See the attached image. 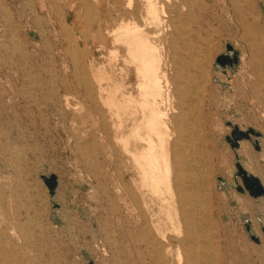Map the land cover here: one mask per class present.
Masks as SVG:
<instances>
[{
  "label": "rangeland",
  "instance_id": "rangeland-1",
  "mask_svg": "<svg viewBox=\"0 0 264 264\" xmlns=\"http://www.w3.org/2000/svg\"><path fill=\"white\" fill-rule=\"evenodd\" d=\"M53 1L56 11L49 0H0V264H264V196L235 186L237 160L264 173V0H157L160 22L134 0L126 16L146 23L162 53L158 103L185 134L182 155L170 149L173 179L182 173L201 229L190 235L179 208L168 218L160 198L137 189L107 106L78 83L95 86L100 68L117 98H141L126 45L108 32L119 21L100 14L123 12L126 0ZM235 125L253 133L232 148Z\"/></svg>",
  "mask_w": 264,
  "mask_h": 264
},
{
  "label": "bare ground",
  "instance_id": "bare-ground-1",
  "mask_svg": "<svg viewBox=\"0 0 264 264\" xmlns=\"http://www.w3.org/2000/svg\"><path fill=\"white\" fill-rule=\"evenodd\" d=\"M49 1L53 11L58 10L56 3L53 0ZM162 1L164 3L167 0H161L160 2ZM186 1L179 0V3L173 4L176 6L179 4L184 5ZM95 2L99 4L100 0H95ZM157 2V0H144V5L149 17L160 22ZM133 3L134 0H126L125 6L127 9L123 10V12L117 6L110 5L107 11L100 12V14L104 18L119 21L118 26L108 30V32L113 34L117 41L125 43L129 61L134 64L139 77L138 87L141 98L137 99L127 94H121V97L117 98L116 92L119 90L120 85L104 86L101 82L103 80L109 81L110 76L100 68H94L93 70V77L96 81L95 86L91 85L87 77L83 75L79 78L78 83L84 85L85 93L88 96L93 97L97 93V97L101 98L107 106L115 125V138L121 143L123 150L131 158L134 172L138 176L137 189L141 191L145 187L152 195L160 198L168 218H173L175 211L179 208L181 217L185 221L186 233L190 235L191 233H197V230L201 231V229L193 222L192 216L188 213V208L186 209L185 207L192 205V203L189 199L186 200L185 181L182 173L177 174L175 181L173 179L172 159L169 155L171 147L174 150V157L182 155L184 148L181 141L184 139L183 136H185L184 129L179 116L175 117L171 124L166 118L168 113L159 106L158 97H162L160 77L165 78V73L161 70L162 53L151 42L150 36L145 30L146 23L138 24V22L126 17L134 13ZM64 19H66V15H64ZM59 23L62 33L66 34L67 29L64 22L62 23L61 21ZM68 36V50L73 52L79 41L72 38L69 33ZM160 72L162 73L160 74ZM126 119L129 120L128 130L124 128ZM174 132L175 136H173ZM126 189L132 202L139 208L137 215L141 220H144L142 210L136 201V192L129 187ZM175 189L179 190L177 199H174ZM191 190L193 191L194 189ZM176 202L179 206H176ZM191 211L195 213L196 208L192 206ZM204 228L205 230L207 229L206 227ZM156 229L160 231L158 227ZM186 240L187 238H183L179 242L186 243ZM177 256L179 263L182 259L180 250ZM191 262L196 263L194 259ZM209 263L217 264L212 261Z\"/></svg>",
  "mask_w": 264,
  "mask_h": 264
},
{
  "label": "water",
  "instance_id": "water-1",
  "mask_svg": "<svg viewBox=\"0 0 264 264\" xmlns=\"http://www.w3.org/2000/svg\"><path fill=\"white\" fill-rule=\"evenodd\" d=\"M228 49H232V48L228 46ZM223 58H226L230 62V58L228 56L225 57L220 56L218 60L222 62ZM235 60L236 58L233 57V61ZM250 133H253V130L244 131L240 129L237 125H235L230 135H227L225 139L231 144L232 148H235L239 146L240 140L248 139ZM235 166H236L235 175L241 178V183H242V185H240L239 183L235 185L237 190L240 192L247 191L249 195L253 197L264 196V186L261 185L259 179L256 176L249 174L247 170L243 168L242 164L238 160L235 162ZM44 182L48 187L50 193L52 194L54 192L53 190L57 186V182H58L57 176L55 174H52L49 177L45 176ZM246 229L247 231H249V227L247 224H246ZM262 231L264 232V227H262ZM251 238H253L256 242L259 241V238L254 234L251 235Z\"/></svg>",
  "mask_w": 264,
  "mask_h": 264
},
{
  "label": "crops",
  "instance_id": "crops-1",
  "mask_svg": "<svg viewBox=\"0 0 264 264\" xmlns=\"http://www.w3.org/2000/svg\"><path fill=\"white\" fill-rule=\"evenodd\" d=\"M240 141H242V140H240ZM246 144L245 145H243V150H246ZM250 169H252L251 167V164H250ZM257 170L255 171V172H253V170H250V173L252 174V175H254V176H256L258 179H259V181H260V183H261V185H263L264 186V173L260 170V168H256ZM258 171V172H257ZM262 177H263V181H262Z\"/></svg>",
  "mask_w": 264,
  "mask_h": 264
}]
</instances>
